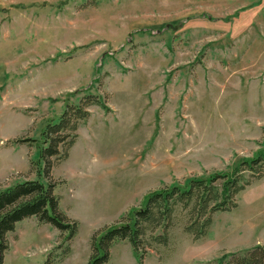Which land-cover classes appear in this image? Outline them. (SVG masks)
I'll use <instances>...</instances> for the list:
<instances>
[{"label":"rangeland","instance_id":"rangeland-1","mask_svg":"<svg viewBox=\"0 0 264 264\" xmlns=\"http://www.w3.org/2000/svg\"><path fill=\"white\" fill-rule=\"evenodd\" d=\"M81 89L109 110L90 107L52 171L78 232L65 242L50 224L25 219L8 235L4 264H45L59 244L53 264H88L93 233L142 207L150 191L264 149V0H0V190L35 177L36 147L16 140L39 138ZM237 202L199 240L179 213L170 243L148 249L142 264H215L264 247V176ZM108 264L140 261L118 240Z\"/></svg>","mask_w":264,"mask_h":264},{"label":"trees","instance_id":"trees-1","mask_svg":"<svg viewBox=\"0 0 264 264\" xmlns=\"http://www.w3.org/2000/svg\"><path fill=\"white\" fill-rule=\"evenodd\" d=\"M78 93L82 94L79 101H65L63 112L46 123L39 138L16 140L36 147L29 168L35 177L0 190V264H4L10 247L9 233L25 219L35 217L41 224H50L61 232L65 242H70L78 232V221L60 208V198L55 194L58 182L52 171L69 157L78 138L79 125L90 117V107L97 105L109 110L100 94L89 89ZM263 176L264 149L252 157L242 158L229 170L193 176L150 191L142 207L134 208L119 221L93 233L88 264H108L111 248L118 240L128 241L142 264L148 249L170 243V230L179 213L184 218L183 230L194 240L204 238L212 226L213 215L235 209L237 195ZM61 248V244L55 247L45 264H53L52 256ZM69 251L68 244L60 256H66ZM215 264H264V247L258 245L225 254Z\"/></svg>","mask_w":264,"mask_h":264},{"label":"crops","instance_id":"crops-1","mask_svg":"<svg viewBox=\"0 0 264 264\" xmlns=\"http://www.w3.org/2000/svg\"><path fill=\"white\" fill-rule=\"evenodd\" d=\"M21 222H23V221H21ZM19 224V223H18ZM119 246H121V245H119ZM121 247H124L125 249H127L124 245L123 246H121Z\"/></svg>","mask_w":264,"mask_h":264}]
</instances>
